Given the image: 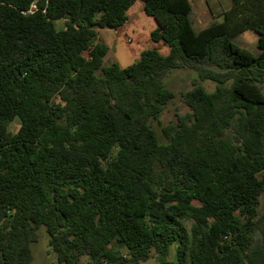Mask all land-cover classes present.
I'll use <instances>...</instances> for the list:
<instances>
[{
    "label": "trees",
    "instance_id": "16d2710c",
    "mask_svg": "<svg viewBox=\"0 0 264 264\" xmlns=\"http://www.w3.org/2000/svg\"><path fill=\"white\" fill-rule=\"evenodd\" d=\"M136 1L0 0V264H31L41 226L59 264H264V0L202 30L190 0H142L168 53L103 66L97 29ZM173 69L216 90L184 93L162 141Z\"/></svg>",
    "mask_w": 264,
    "mask_h": 264
},
{
    "label": "rangeland",
    "instance_id": "374dc122",
    "mask_svg": "<svg viewBox=\"0 0 264 264\" xmlns=\"http://www.w3.org/2000/svg\"><path fill=\"white\" fill-rule=\"evenodd\" d=\"M242 1V0H238ZM192 5L191 20L196 30L207 28L213 23H220L224 20V13L228 11L234 0H190ZM128 22L119 30L97 29L96 42H104L109 51L103 59V66L113 63L125 68L137 62L144 50L159 48L163 54H167L168 47L156 44L151 39V32L158 27L156 20L149 17L144 12V3L137 0L128 10ZM64 22H57V28L62 29ZM236 43L253 53H258V34L254 31H246L240 35ZM101 74L100 72L98 73ZM165 86L175 94V98L169 102L158 120H152L151 124L160 136L162 141H166L162 128L170 123H176L178 116H185L191 111L184 103L182 95L190 91L195 84L202 85L208 92L216 90V84L212 81H201L197 73L189 69H173L164 79ZM264 90V85H262ZM19 123L14 122L10 125V130L16 132ZM262 205L260 211L264 210V198H261ZM185 225L191 230L194 222L190 219L184 220ZM39 239L31 245L33 260L31 264H59L56 253L50 245V236L44 226L38 230ZM125 253V251H123ZM84 264H88V259H83ZM146 264H156L152 260Z\"/></svg>",
    "mask_w": 264,
    "mask_h": 264
},
{
    "label": "built area",
    "instance_id": "2783aa9c",
    "mask_svg": "<svg viewBox=\"0 0 264 264\" xmlns=\"http://www.w3.org/2000/svg\"><path fill=\"white\" fill-rule=\"evenodd\" d=\"M38 9H37V6L35 4H33L30 8V10L28 12H26L25 14H33L34 12H36Z\"/></svg>",
    "mask_w": 264,
    "mask_h": 264
},
{
    "label": "crops",
    "instance_id": "0c3cea01",
    "mask_svg": "<svg viewBox=\"0 0 264 264\" xmlns=\"http://www.w3.org/2000/svg\"><path fill=\"white\" fill-rule=\"evenodd\" d=\"M104 30H108V29H104Z\"/></svg>",
    "mask_w": 264,
    "mask_h": 264
}]
</instances>
